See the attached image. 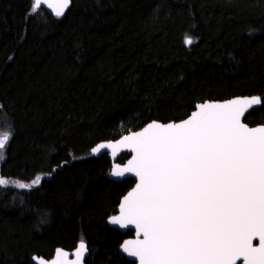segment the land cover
Masks as SVG:
<instances>
[{
    "label": "trees",
    "instance_id": "16d2710c",
    "mask_svg": "<svg viewBox=\"0 0 264 264\" xmlns=\"http://www.w3.org/2000/svg\"><path fill=\"white\" fill-rule=\"evenodd\" d=\"M31 7L0 0V132H11L0 264H33L81 238L85 264H133L118 251L131 233L106 219L134 180L108 179L107 155L90 150L199 102L264 98V0H72L59 19ZM244 122L263 124L264 104ZM37 175L30 190L13 184Z\"/></svg>",
    "mask_w": 264,
    "mask_h": 264
},
{
    "label": "snow or ice",
    "instance_id": "6c2138e0",
    "mask_svg": "<svg viewBox=\"0 0 264 264\" xmlns=\"http://www.w3.org/2000/svg\"><path fill=\"white\" fill-rule=\"evenodd\" d=\"M71 3L32 0L29 15L44 5L59 19ZM193 42L185 37L186 46ZM261 104L264 98L258 96L197 103L179 123L152 121L115 144L92 148L93 155L110 148L115 157L119 146L132 153L125 166L114 163L109 173L117 178L131 174L136 183L108 223L134 227L136 239L120 246L133 264H264V125L242 122ZM10 139L11 132H0V161ZM41 179L37 175L30 184H13L30 190ZM8 184L0 177V187ZM87 251L81 238L71 264H83ZM67 256L57 248L47 264H60Z\"/></svg>",
    "mask_w": 264,
    "mask_h": 264
},
{
    "label": "water",
    "instance_id": "95a60500",
    "mask_svg": "<svg viewBox=\"0 0 264 264\" xmlns=\"http://www.w3.org/2000/svg\"><path fill=\"white\" fill-rule=\"evenodd\" d=\"M40 8L43 9V10H45L48 14H50V15H52V16H55V15H54V12H53L52 9H49V8H47V7L44 6V5H41ZM237 97H252V96H235V97H232V98H237ZM232 98H229V99H232ZM229 99H225V100H222V101H203V102H199V103H204V102H224V101L229 100ZM196 104H197V103H196ZM196 104H195V105H196ZM257 107H259V106H254L252 109H255V108H257ZM252 109H251V110H252ZM194 110H196V109H195V106H194V109H193L192 111H194ZM251 110H250V111H251ZM192 111L189 113L188 116L191 115ZM250 111H249V112H250ZM249 112H247V113L245 114V116H246ZM188 116H187V117H188ZM187 117H186V118H187ZM186 118H184V119H186ZM244 118H245V117H244ZM244 118L242 119V122H243V123H244V121H243ZM184 119H182V120H184ZM182 120L176 121V123H179V122H181ZM151 122H152V121H151ZM157 122H159V121H157ZM169 122H173V121H169ZM169 122H165V124H166V123H169ZM148 123H150V122H148ZM148 123H147V124H148ZM161 123H162V122H161ZM147 124H145L143 127H141L139 130H136V131H141L144 127L147 126ZM260 125H264V124H258V125L250 126V127H257V126H260ZM130 133H131V132H129V133H127V134H124V135L120 136V137H119L118 139H116V140L101 141V142L97 143L96 145H94L92 148L97 147V146H98L99 144H101V143H113V144H115V143H117L118 141H120L124 136L129 135ZM92 148H91V150H92ZM91 150H90V152H91ZM112 151H113V150L109 148V149H103V150H101V152H100L99 154L93 155L92 152H91V154H92L93 156H95V157H99V156L102 155V154L107 155V157H108V159H109V161H110V169H109V172H108V175H107L108 179H111V180H113V181H117V182L123 181L124 179H133V180H134V184H133V186H132V187H131V188H130V189H129V190H128V191H127L122 197H121V199H120V201H121L122 198H123V197H124L129 191H131L132 188L135 187L136 178H135L134 176H132L131 174H126V177L117 178V177H112V176H110L109 173H110L111 169L113 168L114 163H118V162L116 161L118 157H120V156L123 155V154H127V155H129L128 158L124 161V163H118V164H120V165L123 167V166H125V165L127 164V161H128L129 159H131V157H132V153H131L130 151H128L126 148H124L123 146H119V147L116 148L115 151L117 152V155H116L115 157L112 156ZM120 201H119V203H118V205H117V207H116V211H115V213H114L113 215H118V214H119V204H120ZM113 215H111V216H113ZM109 217H110V216H109ZM109 217L106 219V223H107V225H108L109 227L114 228V229H116V230H118V231H120V232H122V233H125L126 231H130V232H132V236H131V237H128V238H126V239H124V240L121 242V244H122L125 240H134V239H136V232H135L134 227L129 226L128 229H120L117 225H111V224L108 223V219H109ZM141 238H142V237H141ZM255 241L257 242V244L254 245V246H257V245L259 244V241H258V239L254 240V241H253V244H254ZM79 242H80V241L77 242L75 248L72 249V250H65V249H63V248L57 247V248L62 249L63 251H65V252L68 253V256H67L66 258H61L60 264H71V262L75 259V256H73V253L76 251V248H77V245H78ZM121 244H120V246H121ZM120 246H119V248H118V251H119V252H120V253H121L126 259H128V260L131 261V262H133V261H134V258H130V257H128L127 255H125L124 253H122V252H121V249H120ZM57 248H55V249L53 250V253H52V255H51L49 258L38 257V256H36V255H33V256L30 258V260H31V262H32L33 264H37V261H34V260H33V257L35 256V257H37L38 259L43 260V261L45 262V264H47L48 261L53 260V258L55 257L56 249H57ZM87 249H88V248H87ZM88 254H89V252L87 251V253H86L85 257H84V262H83V264H85V260H86V258L88 257ZM136 264H138V261H136ZM237 264H243V262H242V261H237Z\"/></svg>",
    "mask_w": 264,
    "mask_h": 264
},
{
    "label": "flooded vegetation",
    "instance_id": "af4514ba",
    "mask_svg": "<svg viewBox=\"0 0 264 264\" xmlns=\"http://www.w3.org/2000/svg\"><path fill=\"white\" fill-rule=\"evenodd\" d=\"M243 121H244V120H243ZM244 123H245V122H244ZM263 124H264V123H263ZM129 232H130V231H129ZM130 233H131V236H132V232H130ZM131 236H130V237H131ZM127 238H128V237H127ZM125 239H126V238H125ZM256 244H257V242L255 241V242H254V245H256Z\"/></svg>",
    "mask_w": 264,
    "mask_h": 264
},
{
    "label": "clouds",
    "instance_id": "9594fccd",
    "mask_svg": "<svg viewBox=\"0 0 264 264\" xmlns=\"http://www.w3.org/2000/svg\"><path fill=\"white\" fill-rule=\"evenodd\" d=\"M48 215H49V217H50L51 213L49 212Z\"/></svg>",
    "mask_w": 264,
    "mask_h": 264
},
{
    "label": "rangeland",
    "instance_id": "374dc122",
    "mask_svg": "<svg viewBox=\"0 0 264 264\" xmlns=\"http://www.w3.org/2000/svg\"><path fill=\"white\" fill-rule=\"evenodd\" d=\"M2 163V161H0V164Z\"/></svg>",
    "mask_w": 264,
    "mask_h": 264
}]
</instances>
